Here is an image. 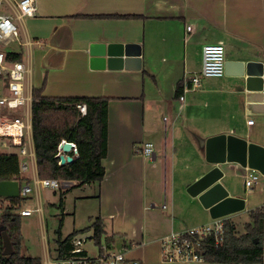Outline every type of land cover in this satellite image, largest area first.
<instances>
[{"label": "crops", "instance_id": "1", "mask_svg": "<svg viewBox=\"0 0 264 264\" xmlns=\"http://www.w3.org/2000/svg\"><path fill=\"white\" fill-rule=\"evenodd\" d=\"M9 1L14 6L17 0ZM36 6L34 15L21 19L14 9L7 12L19 25V35L4 50L21 54L32 90L110 98L98 212L142 214L141 226L125 231L123 242L136 244L128 255L143 264L153 257L154 264H231L165 262L160 238L213 219L199 197L188 192L214 166L207 160L205 141L229 133L264 145V90L248 91L244 77L225 74L202 76L200 86L180 93L184 101L177 91L189 74L201 71L207 43L223 42L227 60L264 62V0H36ZM94 42L139 43L141 69L91 68ZM146 141L155 144L152 157L136 152ZM31 164L34 178L36 157ZM157 166L161 176L151 170ZM223 167L221 181L231 195L242 197L233 181L255 170L235 162ZM149 212L163 216L157 235L147 238L143 222ZM109 218L117 216L110 213Z\"/></svg>", "mask_w": 264, "mask_h": 264}, {"label": "trees", "instance_id": "2", "mask_svg": "<svg viewBox=\"0 0 264 264\" xmlns=\"http://www.w3.org/2000/svg\"><path fill=\"white\" fill-rule=\"evenodd\" d=\"M20 53L8 51L7 59L21 60ZM185 81H181L177 93L184 90ZM32 135L37 161L38 177L72 180L74 183L62 190L61 196L73 187L102 181L105 177L103 159L108 152L109 97L106 96H47L43 88H33ZM182 94H180L181 96ZM87 105L83 114L78 104ZM75 142L78 156L72 152L73 161L59 163L58 146L62 140ZM18 179L29 183L22 174L20 157L17 153L0 151V180ZM27 197H5L0 195V248L5 264H42L40 257L21 256L22 241L20 214L18 209ZM64 202V201H63ZM5 226L14 253L3 254L2 227ZM92 228L98 242L106 232L101 217H97ZM76 233L66 238L57 239V251L71 248V239ZM206 262L211 263H260L264 264V212L259 208L250 212V222L245 225V232L239 233L237 227L226 222L224 239L216 243L213 237L206 239L202 246Z\"/></svg>", "mask_w": 264, "mask_h": 264}, {"label": "built area", "instance_id": "3", "mask_svg": "<svg viewBox=\"0 0 264 264\" xmlns=\"http://www.w3.org/2000/svg\"><path fill=\"white\" fill-rule=\"evenodd\" d=\"M0 0V5H1ZM16 17L21 19L25 16H32L37 10L36 0H17L14 4ZM191 29V26L187 27ZM19 35V25L13 15L4 12L0 7V151L3 153H12V148H18L21 170L27 171L29 164L22 160L24 156L35 158V148L32 135V89L27 86L26 77L29 66L22 60L11 61L7 59V51L4 50V44L16 40ZM203 63L200 72H195L187 76L184 91L195 89L201 84L202 76H223L226 73V47L223 42L207 43L203 46ZM185 96L181 95L180 100L184 101ZM83 114L87 112V105L78 104ZM249 119V123H253ZM58 146L57 156L61 164L60 155L64 153L62 145ZM72 152L78 156V148L75 142H72ZM3 148V149H2ZM6 149V150H4ZM136 152L145 156L155 155V144L152 141H146L141 146H137ZM72 155V154H71ZM73 156V155H72ZM74 157V156H73ZM257 171L247 172L244 175L245 185L251 188L259 183ZM34 183L37 188L65 189L72 185V180H61L58 178L34 177ZM32 187L29 184H21V195L27 197ZM264 212V205L260 208ZM40 211V207L36 208ZM34 210L30 208L18 209L21 216L32 215ZM228 216L213 218L212 222L197 225L185 230H171L160 238L161 255L164 261L199 263L204 262L202 246L206 239L213 237L216 243L224 239L225 226ZM88 240H94L99 247V254L93 255L85 248ZM114 243L104 245L98 242L96 235H83L76 233L71 239V248L57 251L54 260L47 258L42 264H143L138 258H132L128 251L136 244L122 243V247L116 250ZM0 264H5L1 257Z\"/></svg>", "mask_w": 264, "mask_h": 264}, {"label": "rangeland", "instance_id": "4", "mask_svg": "<svg viewBox=\"0 0 264 264\" xmlns=\"http://www.w3.org/2000/svg\"><path fill=\"white\" fill-rule=\"evenodd\" d=\"M0 7H2L4 12L14 9L13 4L9 0L4 1ZM13 47L12 45L8 46V48ZM11 151L19 153L18 148H12ZM31 159V156H24L22 158V160L29 163V170L22 171V173L30 179L29 183L23 181L22 184L23 186L29 184L32 190L29 192L27 199L22 203L21 209L30 208L34 212L29 216H20L22 241L19 252L21 256L40 257L43 262L48 257L54 260L57 256V239L60 236L66 238L72 233L92 235V224L97 217L102 218L106 230L101 237V242L104 245L114 243L116 250L122 247V243L127 237L125 234L126 229L141 226L143 217L138 212H136V218L132 215L134 212H129L128 216L124 215L125 212H98L100 198L97 182L68 189L65 192L64 198L61 196L62 189L55 190L42 187L40 190L41 202H39L38 188L34 183ZM151 170L157 176H161L159 174L162 173L161 166H157ZM233 171L230 170L229 173H233ZM256 173L259 175V183L251 188L246 187L244 178L233 181L234 190L242 195V198L246 202L244 210L228 216L229 221L237 227L240 234L245 232V225L250 222V212L264 205V175L260 172ZM160 192H162L161 187ZM87 193H94L96 196H80L87 195ZM40 203L43 207V212L36 210ZM110 213H115L117 219L109 218ZM162 213L157 212L154 215L149 212L144 216L143 225L146 227L147 238L157 235L161 224L160 218L163 216ZM85 248L90 254H99V247L95 244L94 240H88ZM154 260L155 258L153 257L149 263L154 264L156 262Z\"/></svg>", "mask_w": 264, "mask_h": 264}, {"label": "water", "instance_id": "5", "mask_svg": "<svg viewBox=\"0 0 264 264\" xmlns=\"http://www.w3.org/2000/svg\"><path fill=\"white\" fill-rule=\"evenodd\" d=\"M90 66L93 69H129L142 67L141 45L136 42H94L90 46ZM244 77L248 91L264 90V62L257 60H227L226 73ZM207 160L214 164L208 172L189 185L188 192L198 196L211 217L218 218L238 213L245 209L244 198L233 196L221 181L226 175L223 167L227 163H238L243 168L258 171L264 175V145L235 134L222 133L206 141ZM72 142L66 140L60 155L61 164L73 161L69 154ZM0 195L19 197L21 182L18 179L0 180ZM3 254H13L15 249L6 227H2Z\"/></svg>", "mask_w": 264, "mask_h": 264}]
</instances>
